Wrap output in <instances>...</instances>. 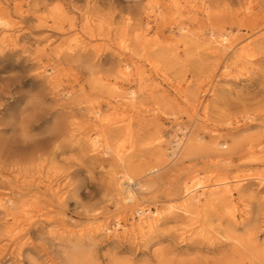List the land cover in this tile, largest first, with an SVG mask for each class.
Instances as JSON below:
<instances>
[{
  "label": "rangeland",
  "instance_id": "374dc122",
  "mask_svg": "<svg viewBox=\"0 0 264 264\" xmlns=\"http://www.w3.org/2000/svg\"><path fill=\"white\" fill-rule=\"evenodd\" d=\"M0 12V199L16 202L0 208V264H264V0H0ZM173 135L199 150L170 161ZM124 170L151 183L115 204ZM198 177L185 213L181 181ZM212 184L231 195L211 198ZM139 206L158 218L142 232Z\"/></svg>",
  "mask_w": 264,
  "mask_h": 264
},
{
  "label": "bare ground",
  "instance_id": "6f19581e",
  "mask_svg": "<svg viewBox=\"0 0 264 264\" xmlns=\"http://www.w3.org/2000/svg\"><path fill=\"white\" fill-rule=\"evenodd\" d=\"M246 10H249V7L246 6L245 7ZM147 24V23H146ZM0 27L3 28V35L0 37V40L2 38H6L7 36V30H9L10 28V24L9 21L7 20V18L2 14V12H0ZM210 35H212L210 33ZM214 42L224 46V47H230L232 42L229 41V38L227 37L226 33H221L219 38L213 40ZM124 69H128L129 65L128 64H124L123 66ZM123 73L125 71H122ZM134 91H129L128 94L130 95V97L132 98L134 96ZM179 139L178 142L175 141V143H173L174 140ZM96 138H92L91 139V145H96ZM184 140H181L180 138L177 137V135H173V140H172V151L171 154H174V158L178 156H180L181 158H186L189 157L190 155H194L196 153V151L199 150V146L196 143V139L192 136H190L189 138H187L186 143L184 144ZM37 146H39L38 144H35ZM8 146L9 144H2L1 147L2 149L4 148L5 150H8ZM35 146V147H37ZM212 148V155L216 158L221 157L223 155H227L228 153H222V148L226 147V145H223L220 142H212V145L208 146L209 148ZM169 152V153H170ZM249 152V151H248ZM163 152L162 150H160L159 155L162 156ZM170 161L173 159V157L171 158L170 156H168ZM224 157V156H223ZM221 158L224 160H227V158ZM227 162V161H226ZM160 168L158 167H151V169H147L145 172L146 173H152V172H156L155 175H159L158 171ZM118 176V175H117ZM117 176H113L112 177V182L110 185V188L107 189L106 195L114 198V203L115 204H119L121 201L124 204H128L131 203L134 199V194L132 192L131 186L129 185L130 182L135 181L132 179V174L130 171H126L124 170L123 173L119 174V176H123V180L120 181V178H118ZM193 176L190 177V179L192 180ZM119 179V180H118ZM136 182L138 183L137 188L141 189V190H145L147 187H149L150 183L148 180L140 177L138 179H136ZM204 181L200 179V177L197 178V180H193L191 181V184H187L188 182L186 181H181V202L180 205L182 206V210L186 213L190 210H198V207L200 205L199 203V198L198 196L204 194V192H198V188L203 187V185H201V183H203ZM213 187L210 188V190L208 191L209 194H212L213 196H211V198L216 199V198H220V196H224L225 198L229 195H231V190L228 187L225 188H218L216 187V184H212ZM136 188V190H137ZM239 185H235V187L233 188L235 191L238 190ZM138 193V192H137ZM59 198V196H58ZM130 201V202H129ZM15 200L13 197L7 196L4 200L0 199V208L1 210L4 212V214L6 216L11 214V210L13 208H15ZM139 207H143V206H139ZM136 207V208H139ZM145 207V206H144ZM135 208V209H136ZM168 211H170V208H167ZM134 212V210H133ZM132 212V213H133ZM144 213L142 215H140V217L136 220V223L134 224L136 229L139 230V232H142L145 228H151L153 226H155V224L157 223L158 218H155V216L157 215L156 211L150 212L149 214ZM8 226V228H7ZM11 226V227H10ZM5 227L7 228L6 233L8 234V236H12L13 235V231L15 230V228L12 225H5ZM104 230H109L108 227H104Z\"/></svg>",
  "mask_w": 264,
  "mask_h": 264
},
{
  "label": "built area",
  "instance_id": "2783aa9c",
  "mask_svg": "<svg viewBox=\"0 0 264 264\" xmlns=\"http://www.w3.org/2000/svg\"><path fill=\"white\" fill-rule=\"evenodd\" d=\"M177 137L180 138L179 136H177ZM175 141L178 142L179 139L174 140L173 143H175ZM172 146H174V145H172ZM170 151H172V147H171ZM169 156L172 158V157H174V154H171V152H170ZM129 185L131 186L132 191L136 190L137 183L135 181L130 182ZM150 212H153V209L151 207H149V208H147V207L136 208V209H134V212H133V218L137 220L140 217V215H142L144 213L149 214ZM121 223H122L121 221L114 220L112 222V226L115 227V228H119Z\"/></svg>",
  "mask_w": 264,
  "mask_h": 264
},
{
  "label": "clouds",
  "instance_id": "9594fccd",
  "mask_svg": "<svg viewBox=\"0 0 264 264\" xmlns=\"http://www.w3.org/2000/svg\"><path fill=\"white\" fill-rule=\"evenodd\" d=\"M21 134H22V129H21ZM21 138L23 139V136L21 135Z\"/></svg>",
  "mask_w": 264,
  "mask_h": 264
}]
</instances>
